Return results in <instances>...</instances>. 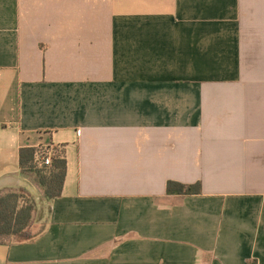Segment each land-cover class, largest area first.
<instances>
[{
    "label": "crops",
    "instance_id": "0c3cea01",
    "mask_svg": "<svg viewBox=\"0 0 264 264\" xmlns=\"http://www.w3.org/2000/svg\"><path fill=\"white\" fill-rule=\"evenodd\" d=\"M24 148L65 158L60 198ZM20 190L47 216L0 264H264V0H0V196Z\"/></svg>",
    "mask_w": 264,
    "mask_h": 264
},
{
    "label": "trees",
    "instance_id": "16d2710c",
    "mask_svg": "<svg viewBox=\"0 0 264 264\" xmlns=\"http://www.w3.org/2000/svg\"><path fill=\"white\" fill-rule=\"evenodd\" d=\"M38 150L24 148L20 150V168L25 176L32 177L41 189L46 201H53L62 196L67 174V161L61 156L53 158L52 165L40 167L36 157ZM167 194L170 196H197L202 194L200 183L183 185L169 182ZM38 207L35 200L24 190L8 192L0 196V243L6 239L17 242L34 240L32 227Z\"/></svg>",
    "mask_w": 264,
    "mask_h": 264
},
{
    "label": "built area",
    "instance_id": "2783aa9c",
    "mask_svg": "<svg viewBox=\"0 0 264 264\" xmlns=\"http://www.w3.org/2000/svg\"><path fill=\"white\" fill-rule=\"evenodd\" d=\"M36 160L40 167H49L52 165L53 155L50 150H46L44 153L38 154Z\"/></svg>",
    "mask_w": 264,
    "mask_h": 264
},
{
    "label": "rangeland",
    "instance_id": "374dc122",
    "mask_svg": "<svg viewBox=\"0 0 264 264\" xmlns=\"http://www.w3.org/2000/svg\"><path fill=\"white\" fill-rule=\"evenodd\" d=\"M37 218L36 219H38L39 221H41V220H45V218H46V216H47V209H45V210H38V212H37ZM42 226V225H41ZM44 227H42V229H43Z\"/></svg>",
    "mask_w": 264,
    "mask_h": 264
}]
</instances>
